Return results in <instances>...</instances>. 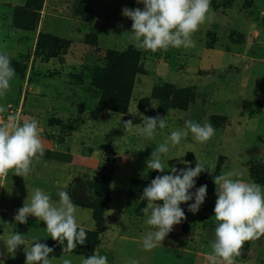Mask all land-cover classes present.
Returning <instances> with one entry per match:
<instances>
[{"label": "rangeland", "instance_id": "obj_1", "mask_svg": "<svg viewBox=\"0 0 264 264\" xmlns=\"http://www.w3.org/2000/svg\"><path fill=\"white\" fill-rule=\"evenodd\" d=\"M47 3L59 19L44 18ZM108 3L116 8H107ZM126 7L144 6L137 0H8L0 5V52L11 56L16 71L13 83L18 89V99H4L0 104L7 108L2 115L14 112L22 121L36 119L40 135L67 150L94 138L107 142L108 137L110 144L116 145L114 150L102 152L107 165L94 174L40 162L29 175L44 179L53 200H59L58 192L67 191L80 207L77 218L86 229V243L63 253L73 258V264H79L77 257L92 255L95 249L108 257L109 264H129L131 260L138 264H210L217 200L213 174L238 169L243 179L264 185V0H211L214 19L194 35L196 47L155 53L137 50L130 43L128 32L133 22L122 15ZM66 10L71 17H81L82 23L61 21L59 13ZM72 47H76V59L82 66L81 72L73 74L78 80L73 81L84 99H77L72 89L65 91L66 99L33 98L27 85L39 78L37 65L57 64ZM158 114L168 116L165 134L182 128L186 120L208 122L216 134L206 143L193 141L190 134L168 154L166 170L194 168L198 160L213 174L206 171L196 180V188L207 185L199 212L193 214L188 204H182L186 219L149 252L142 248L149 226L139 208L132 214L127 212L131 201H136L127 193L134 180L151 183L154 171L148 170L145 162L164 136L148 140L133 133L115 142L125 135L123 121L132 120L135 125L142 123L141 116ZM117 160L120 162L114 167ZM14 177L8 174L4 199L17 185ZM107 184L109 205L115 195L110 213L113 221L106 226L115 234L112 237L97 232L91 211L82 207L100 210ZM4 222L14 224L16 231L26 235L27 246L39 238L53 248L52 255L57 257L54 264H60L62 246L50 238L43 221L34 217L27 224H16L13 215L0 212V236L4 228L13 230ZM3 246L0 241V249L6 254L4 264H26L24 246L14 256ZM237 264H264V237L246 243Z\"/></svg>", "mask_w": 264, "mask_h": 264}, {"label": "clouds", "instance_id": "obj_2", "mask_svg": "<svg viewBox=\"0 0 264 264\" xmlns=\"http://www.w3.org/2000/svg\"><path fill=\"white\" fill-rule=\"evenodd\" d=\"M137 3L143 4V9L126 7L122 10V15L133 22L128 32L131 34L129 40L137 50L153 53L169 48L196 47L194 35L202 25L213 22L215 15L211 0H137ZM15 76L11 56L6 51L0 52V97L11 90ZM6 112L7 108L0 105V115ZM141 120L142 123L135 125L132 120L123 121L125 135L115 143L133 133L148 140L157 135L164 136L145 162L148 170L161 175L144 188L140 197L146 201L141 211L144 223L149 226L142 237V248L150 252L165 241L175 225L186 219L182 204H188V211L193 214L199 212L205 203L207 185L196 188V180L206 171L213 174L212 169L198 160L194 168L172 167L166 171L169 169L168 154L190 134L195 142L210 141L216 129L208 122L186 120L182 128L165 134L164 130L169 127L168 116H141ZM44 155L39 122L34 118L22 121L19 115L8 114L0 123V178H6L10 172L23 178L29 176ZM213 182L217 196L214 208L216 227L208 259L210 264H237L245 244L264 237V185L243 179V172L238 169L213 174ZM194 188L195 192L192 191ZM58 196V202L53 201L49 193L36 187L29 193L23 207L17 210L14 221L27 224L29 217H35L37 222L43 221L50 238L62 246L60 264H73V258L63 253H71L78 244L85 245L87 232L78 222V204L67 191L58 192ZM191 201L194 202L189 203ZM4 225L13 229L8 232L4 228V235L0 236L7 254L14 256L24 246L26 264H54L57 260L52 255L54 249L41 243V239L33 238L31 245L27 246L26 235L16 231L14 224L4 222ZM4 255L0 252V257ZM76 259L79 264H109L108 257L97 249L92 255ZM0 264H4L3 259ZM129 264L138 262L131 260Z\"/></svg>", "mask_w": 264, "mask_h": 264}, {"label": "crops", "instance_id": "obj_3", "mask_svg": "<svg viewBox=\"0 0 264 264\" xmlns=\"http://www.w3.org/2000/svg\"><path fill=\"white\" fill-rule=\"evenodd\" d=\"M7 2L8 0H6V2H0V5H5ZM97 3L99 2L97 1ZM47 4L49 5V7L46 5V10L44 11V18L45 19L58 18L59 15L51 11L52 7L50 3H47ZM106 7L116 8L115 5H111L109 3L106 4ZM67 10L62 11V12L60 11L59 14L62 15V18H60L61 21L70 20V21H76L78 23H82L81 17L79 16L71 17L69 16L70 13ZM105 11H107V9ZM110 39H111L110 41H112V38ZM76 50H77L76 47H72L68 51V54L66 53L63 55L64 60H59L57 64L55 63H45L44 64L43 63L39 66L37 65L36 70L41 72V74L39 78L36 79L37 81H35L34 83L33 82L28 83L27 85L30 95L33 98L66 99V97L64 96L65 91L70 92L71 91L70 89H72L74 92H77V99H84L85 95L82 92L81 88H79L77 84H75V81H73L75 79L74 77H76L73 74H77V72H81L80 70L82 68L81 63H79L76 59V57L79 55L78 51ZM50 71L57 72V73L50 75L48 73ZM76 79L78 80V75ZM69 80H72L73 82ZM17 91L18 89L12 81L11 90L8 92L6 96L0 97V104L3 102L4 99H18ZM61 92L63 96L61 95ZM88 99H92V98L88 97ZM41 140H42V143L44 145V150H45V155L40 161L41 163L47 164V162H49V163H53V164H56L62 167L68 166L78 171H83L85 173H90V174H94L95 172L99 171V169H101L103 166L107 165V162L103 158L102 152L112 151L115 149V146H116V145L114 146L113 144L112 145L110 144L111 141L108 139V137H105V141L107 142H104V140L98 141V139L96 138H94L93 140L86 141V142H77L73 145L71 150L57 147L51 141H49L43 136H41ZM119 162L120 160H117V162L114 163V167L115 166L117 167V164ZM115 172L116 170L114 169V175L116 176ZM151 175H152V171H151L150 176ZM14 179H15L14 182L17 185L12 186L13 188L10 189V191L7 194V199L6 198L4 199L3 197V205L0 210V212L3 214L5 213V214H11L15 216L17 210L23 207L24 205L23 201L27 199L29 193H31L36 187H39L43 189L44 191H46L47 193H50V187L48 186L46 182H44V179L42 177L39 180H37L31 176H27L23 178V177L15 175ZM129 188L130 186H128V193L126 192L127 196H130ZM114 197L115 195H113L109 208L105 212L103 220L101 222H96L93 219V212L91 209H85V210L91 211L92 220L95 223L96 231L99 232L104 237H107V236L112 237L115 235L114 233L112 234L108 230H106L107 224L109 225L113 221L112 218L110 217V213H111V206L113 204ZM134 199L138 202H137V205H135L136 201L135 202L131 201V208L130 210L127 211L129 214L134 213L135 210L138 209L139 206L141 205L140 200L136 198ZM33 218L34 217H29L28 219H33ZM0 252H2L1 249H0ZM4 256L0 258L5 260ZM198 256L200 258L201 254H199Z\"/></svg>", "mask_w": 264, "mask_h": 264}, {"label": "trees", "instance_id": "obj_4", "mask_svg": "<svg viewBox=\"0 0 264 264\" xmlns=\"http://www.w3.org/2000/svg\"><path fill=\"white\" fill-rule=\"evenodd\" d=\"M127 96V94H124ZM168 171V170H166ZM158 175H161V173L159 172H156L154 171V174H153V179H155ZM262 180H263V183H264V175H262ZM147 185L143 184L142 182H139V181H132L131 185H130V189H129V192L130 194L135 197L136 199L140 200V197L142 196L143 194V190L145 187H147L149 184L146 183ZM106 186V185H105ZM110 186L109 184H107V187L103 193V197L106 199L105 200V204L104 206L99 210L96 206H90V205H82V207H85L87 209H91L93 211V219L96 221V222H101L103 220V217H104V214L108 208V205H109V202H110ZM141 201V205L139 207V209L141 210L144 206H146V201H143V200H140Z\"/></svg>", "mask_w": 264, "mask_h": 264}, {"label": "built area", "instance_id": "obj_5", "mask_svg": "<svg viewBox=\"0 0 264 264\" xmlns=\"http://www.w3.org/2000/svg\"><path fill=\"white\" fill-rule=\"evenodd\" d=\"M11 114H14V112H11ZM5 119H6L5 116L0 115V123H3ZM7 177L6 178H0V210H1L2 205H3V190L6 187Z\"/></svg>", "mask_w": 264, "mask_h": 264}]
</instances>
